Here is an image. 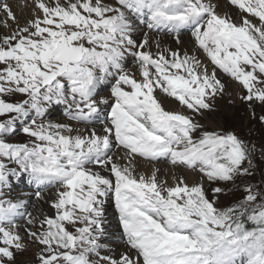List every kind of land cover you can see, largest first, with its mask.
Masks as SVG:
<instances>
[{"label": "snow or ice", "instance_id": "6c2138e0", "mask_svg": "<svg viewBox=\"0 0 264 264\" xmlns=\"http://www.w3.org/2000/svg\"><path fill=\"white\" fill-rule=\"evenodd\" d=\"M219 7L20 0L21 23L0 0V264L31 249L22 264H264V143L217 106L239 102L264 128V0ZM209 116L211 130L197 119ZM17 132L28 141L9 142ZM33 200L49 211H28Z\"/></svg>", "mask_w": 264, "mask_h": 264}, {"label": "bare ground", "instance_id": "6f19581e", "mask_svg": "<svg viewBox=\"0 0 264 264\" xmlns=\"http://www.w3.org/2000/svg\"><path fill=\"white\" fill-rule=\"evenodd\" d=\"M5 2L9 3L10 5H12L13 10L17 13L18 19H20L21 23H23L25 17L28 14V9H24L23 13H21L20 9H19V4H20V0H5ZM213 3H218L220 5V7L217 9L218 11L224 12V11H229V9L224 7L225 4V0H213ZM234 15V13H233ZM0 19H2V17H0ZM2 30V29H0ZM161 39L163 41V43L167 46H170L172 48H176L177 45L175 44L174 39L171 36L168 35H162ZM181 39L183 40V48H187L190 49L191 48V37H190V33H184L181 37ZM203 58V57H201ZM126 67L131 68L132 67V61L129 59L128 63L126 64ZM225 82L227 83V78H224ZM234 89V85H229V90H233ZM100 95L102 96H106L108 95V88L102 87V89L100 90ZM219 99L217 100V106L219 108L220 111V103H219ZM166 108L168 109H175V110H180L177 106V104L175 103H165L164 105ZM48 119L52 120V121H60L61 119H63V111L62 108L58 107L56 109H54L51 113V115L48 117ZM197 119L199 120V122L201 124H204L205 126H212L210 123V120L207 119H201L199 117H197ZM209 124V125H208ZM9 142L12 143H21L19 142L17 139H9ZM153 165L149 164V163H140L138 165V171H144L146 174L150 172V169ZM156 167H159L162 169L163 172H167L169 170V166L167 165L166 162H156L155 163ZM105 175H107V173H104ZM186 178L188 179L189 182L192 181L193 177L191 174L189 173H183ZM170 180V177H169ZM46 199L48 198V193L45 194ZM105 216H106V227L108 228V230L110 232L116 231L117 228V224L118 221L116 219V214H115V209L114 206L112 204V202L106 201L105 203ZM28 211L33 212L34 214H38L40 211H44V212H48L49 208L48 205L46 203L43 202H39L36 203L35 201H30L29 202V206H28ZM23 224V222L21 223ZM21 232L23 233V229L21 228ZM34 251V249H31L29 252L25 253V254H30Z\"/></svg>", "mask_w": 264, "mask_h": 264}, {"label": "rangeland", "instance_id": "374dc122", "mask_svg": "<svg viewBox=\"0 0 264 264\" xmlns=\"http://www.w3.org/2000/svg\"><path fill=\"white\" fill-rule=\"evenodd\" d=\"M166 35V34H164ZM220 102V114H223L224 112H230L232 115L231 117L225 122V127L234 130L237 135H239L243 139H251L254 140L259 146L261 143H264V128H261V126L258 123L251 122L248 120L246 106L237 102L235 106H229L226 103V99L219 100ZM257 112H260V109L257 108ZM208 119L212 121L214 117L209 116ZM209 125V124H208ZM209 130H211L210 126H205ZM9 139H17L21 143H26L28 141V138L21 132H17L16 135L11 136ZM256 162L262 169H264V162L261 161V157L259 153L256 154ZM260 180V176L257 175L252 182L256 183ZM242 193L239 191H234L230 193L227 197L221 198L222 204H228L231 203L234 199L240 198ZM34 201V200H33ZM32 201V202H33ZM21 221L20 223H22ZM32 257V253L30 254H24L23 256H18L17 261L18 264H22V262L26 260H30Z\"/></svg>", "mask_w": 264, "mask_h": 264}]
</instances>
